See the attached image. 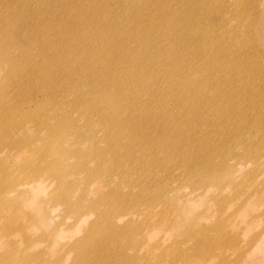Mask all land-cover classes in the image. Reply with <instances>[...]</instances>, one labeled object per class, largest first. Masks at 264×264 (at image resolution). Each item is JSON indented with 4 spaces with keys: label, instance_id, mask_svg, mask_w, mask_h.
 <instances>
[{
    "label": "bare ground",
    "instance_id": "6f19581e",
    "mask_svg": "<svg viewBox=\"0 0 264 264\" xmlns=\"http://www.w3.org/2000/svg\"><path fill=\"white\" fill-rule=\"evenodd\" d=\"M162 1L155 6L164 23L154 15L145 28L130 29L136 34L129 38L101 23L91 29L85 10L65 1L47 7L61 22L49 29L37 20L18 22L37 30L31 39L20 33L21 42L14 36L18 24L0 18V157L7 156L0 174L8 173L0 181V264H198L190 258L228 264L233 254L225 247L246 264L264 261V235L252 241V259L232 237L224 243L226 219L162 242L171 229L165 219L188 195L227 184L242 197L237 211L248 204L250 186L263 200L264 0H251L261 8L244 29L249 46L228 28L223 13L232 10L224 0H180L178 7ZM202 10L222 15L206 27ZM222 80L227 88L207 90ZM234 83L252 89L236 94ZM14 89L19 99L10 102L4 95ZM62 91L66 105L56 99ZM250 92L258 99L245 104ZM210 124L211 137L201 128ZM14 191L42 203L54 227L29 235L38 221L29 211L14 214L20 201Z\"/></svg>",
    "mask_w": 264,
    "mask_h": 264
},
{
    "label": "rangeland",
    "instance_id": "374dc122",
    "mask_svg": "<svg viewBox=\"0 0 264 264\" xmlns=\"http://www.w3.org/2000/svg\"><path fill=\"white\" fill-rule=\"evenodd\" d=\"M59 1H65L66 3L70 4H77L76 8L85 10V14L90 16V19L92 20V23L90 25L91 29L96 30L100 23L103 25L104 29H107V31L111 32L113 35H122V36H128L132 37L133 34H136L135 32L131 31L136 24H139L142 28H145L148 26V19L149 18H155L154 15H156L158 18L161 19V14H163L162 10L157 8L155 6L156 0H27L24 5V0H0V18H6V24L8 26H14L17 25V29H15V39L19 42L24 41V38H20L23 36H20V33L25 31L26 36L31 39V36L35 35L34 29L30 28H23L22 25L24 22L30 21L34 22L37 20L40 24L43 23V26L45 29H49L52 27L55 23H61L57 20L59 19L57 15H54L52 11H50L47 7H53L55 5H58ZM196 1V0H194ZM174 3V6L180 5V0H172ZM161 3H168V0H163ZM224 3H226L227 7L232 10L230 13H223L225 15V19L227 21L228 28L232 29H238V36L239 40L238 43L243 40L245 43H247L244 33V29L249 26V23L252 21V19L256 18V12L259 15V8H261L260 4L254 5L251 0H224ZM221 6V5H220ZM45 9L43 10L42 8ZM17 9H27L25 15L20 16L18 14H15V10ZM34 9L36 12L40 9V14H45L42 17H37L36 14H31V11ZM261 10V9H260ZM261 12V11H260ZM201 15L204 17V23L205 26L210 27L212 25V22L214 19L217 21L222 14H217L214 18L211 16L209 17L208 14L205 13L204 10H202ZM257 15V16H258ZM38 18H45L44 20H39ZM258 18V17H257ZM162 20V19H161ZM160 20V21H161ZM22 23L19 27V23ZM162 23L163 20L161 21ZM89 23V20H88ZM21 28V30H20ZM20 30V31H19ZM146 32V31H145ZM254 34L253 32H251ZM148 34V33H145ZM152 35L159 36L160 32H152ZM150 36V34H148ZM251 35V34H250ZM251 37V36H250ZM126 38L127 44L131 45V47L138 49L139 46H136L133 39L128 41ZM253 38V37H252ZM257 42L256 40H254ZM251 44V43H250ZM92 45L94 47L97 46L96 38H94ZM128 45V46H129ZM249 46V44H246ZM147 51V50H146ZM96 66L98 67L99 63L95 62ZM210 67L207 66L205 68V72H211ZM226 72L228 74L231 72L230 67L226 69ZM8 70L4 69V74H7ZM213 80V77H212ZM1 85V80H0ZM229 85L226 83V80H222L220 86L216 83H212L207 87L208 91H214V90H223L224 88H227ZM232 89L235 91V93L241 92L243 89L251 90L252 86L249 84L242 85L241 83H234L232 84ZM202 90V88H201ZM196 95L203 94V93H194ZM206 93H204L205 95ZM9 99H11L10 102H14L15 100L19 99V95L17 91L9 90L6 95ZM56 99L58 101L62 100L63 104L66 105L67 99H66V92H57ZM143 101L148 102V96L145 94H140ZM229 96V95H227ZM219 97L225 98L224 94L219 95ZM71 98V96H70ZM235 96H233V99ZM245 104H247L250 100H256L258 99V94L248 93V96L245 97ZM156 110V109H155ZM192 121L196 122L197 120L193 119ZM228 121V120H226ZM230 122V121H228ZM98 126V125H95ZM231 127V125H229ZM204 130H207L206 134H209L210 137L213 136L212 130H211V124L210 127H201ZM218 134V133H217ZM154 136H157V133H154ZM7 156H1L0 161L3 159H6ZM264 162L263 159L260 161L259 168H263ZM253 167V164L250 165L248 168L249 170ZM259 174V173H257ZM264 175V174H263ZM8 178V173L0 174V181L3 179ZM233 178L229 177V180H232ZM4 184H8V181H3ZM228 182L227 180L223 179L222 183ZM240 179H238L235 183H239ZM244 188H247V185H243ZM126 188V187H125ZM215 190H211L209 194H206L204 196L194 197L193 195L186 196V200L183 202V200H180L178 205L174 203L175 208L172 209L169 215H171L170 218L165 219L166 224L171 225V229L169 233H167V236H165V240H163V244L169 243L174 239L182 240V234L183 232L190 227H197L201 224H214L222 219H226L227 223L222 227L225 232L223 241L225 244H227V241L230 237L232 239H235L238 243V249L239 250H245L247 249V252L249 254L250 259H252V253L255 252L256 249L251 250V244L252 241L256 238H259L260 236L264 235V204H261L260 202L264 201L261 200L257 194H252L251 190L254 187H248L246 189V196L248 204L246 206H243L239 211H237V208L239 204L242 201V197L239 193H236L235 187L233 185V188L230 185H225L224 189H220L217 187H214ZM106 190V187H104ZM186 189L189 192H191L190 189H192V186H188L187 184H183L182 190ZM12 198H18L20 201L16 205V207L13 209L14 214L23 216L26 214V211H29L30 213L34 214L33 217L37 219L38 225L36 229L34 230H28L29 235H34L37 232H41L42 230H51L54 226L53 224H50L48 219L44 216V213L41 208L44 207L42 203L40 205H34L35 201H32L31 199L24 200L25 196L19 192L14 191V193L11 195ZM174 196L177 197L175 194ZM173 196H170V199L176 198ZM180 206V207H179ZM159 208V207H158ZM244 208V209H243ZM25 212V213H24ZM204 215V216H202ZM26 216V215H25ZM61 215L56 214L55 219L58 220ZM94 216H91L90 219H93ZM173 220V222H169ZM165 225H162L160 229L157 232V237H160L163 234V228ZM84 232V229L83 228ZM196 229V228H195ZM215 231V230H214ZM214 231H210L209 234H214ZM82 232H78L75 234L76 237L81 236ZM192 243V240L189 239L187 241H184L182 244L183 248L188 247L189 244ZM250 245V247H249ZM41 247V246H40ZM264 248V245H263ZM39 249V247H38ZM225 253H229L230 255L233 254V257L228 260V264H246L244 258H239L235 260V256H237L236 251H232V249L226 248ZM228 255V256H230ZM53 257V256H52ZM193 263H204L203 258L197 259V258H190ZM210 264H213L214 262H210ZM261 264H264V261L261 262Z\"/></svg>",
    "mask_w": 264,
    "mask_h": 264
}]
</instances>
